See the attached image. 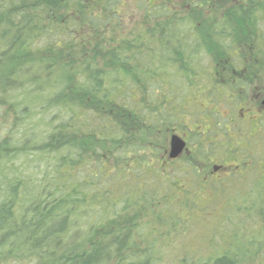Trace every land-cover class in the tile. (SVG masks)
I'll list each match as a JSON object with an SVG mask.
<instances>
[{"label": "trees", "instance_id": "1", "mask_svg": "<svg viewBox=\"0 0 264 264\" xmlns=\"http://www.w3.org/2000/svg\"><path fill=\"white\" fill-rule=\"evenodd\" d=\"M263 79L264 0H0V264H264Z\"/></svg>", "mask_w": 264, "mask_h": 264}, {"label": "rangeland", "instance_id": "2", "mask_svg": "<svg viewBox=\"0 0 264 264\" xmlns=\"http://www.w3.org/2000/svg\"><path fill=\"white\" fill-rule=\"evenodd\" d=\"M132 14V13H131ZM133 18H130V20L134 19V12H133ZM125 19V18H124ZM143 21V20H142ZM129 22V21H128ZM239 77V78H238ZM234 78L235 79H241V80H245V82H248L249 81V78L247 77L246 79H244L242 77V75H234ZM234 83H236V80H233ZM263 82H264V79L263 81L259 83L255 82V83H248L250 84V87L251 88H248L247 89V93H242V95L244 96V100L241 101L239 99H236L235 100H232L231 101V104L229 103H225V106H221L222 107V116H230V114H237V116H239V113H250V112H255L256 110V106L257 104H255V102H258L260 96L264 95L263 93ZM246 89H244L242 87V90L241 91H245ZM234 105V107L231 105ZM255 106V107H253ZM256 115H254V119L257 118V113L255 112ZM245 116V115H244ZM263 116V117H262ZM260 118H264V111L263 113L259 116ZM245 119H247V116H245ZM254 123V122H252ZM179 135V133L177 134ZM16 165H18V163H16ZM33 167V164L30 165ZM32 170L31 167H29L28 169V172ZM219 215H220V212L218 211H213L211 214L208 212L206 213L205 217H204V220L202 221V224L194 231V234H193V239L190 240V242H182V245H186V246H191V248H195V249H201V248H205L206 244L205 243H202L200 240H198L197 238H200L198 235H203L205 234V231L208 230V229H212L214 228L215 226H217V224L219 223ZM199 231V233L197 234L196 232ZM207 234V233H206ZM198 240V241H197ZM208 240V238H207ZM264 252V251H263Z\"/></svg>", "mask_w": 264, "mask_h": 264}, {"label": "flooded vegetation", "instance_id": "3", "mask_svg": "<svg viewBox=\"0 0 264 264\" xmlns=\"http://www.w3.org/2000/svg\"><path fill=\"white\" fill-rule=\"evenodd\" d=\"M201 6H202L201 4H195L194 5V7H201ZM263 99H264V95L260 96V98L258 100V103H257V106L256 107L253 106V107L256 108L255 112L257 113V118L254 119V117H253L254 115H256L255 112H250V113H245V114H243V113L240 112L238 118H242V119H244L245 121H248V122H254L257 125V123L261 119L259 116L264 111V104L262 103L263 102ZM244 115L247 116V119H245V116ZM174 136L177 137V138H179L180 140H182L183 143H184V147L182 148L181 153L179 154V155H181L182 152H183V150H184V148H185V146H186V141L182 137H180L179 135H177V134L171 135L170 139L172 137H174ZM169 146H170V141H169ZM231 167H232V165H229V164L228 165H226V164H223V165H220V164L219 165H214L213 166V172H216V173L223 172L224 175L227 176L228 175L227 171L230 172Z\"/></svg>", "mask_w": 264, "mask_h": 264}, {"label": "water", "instance_id": "4", "mask_svg": "<svg viewBox=\"0 0 264 264\" xmlns=\"http://www.w3.org/2000/svg\"><path fill=\"white\" fill-rule=\"evenodd\" d=\"M262 103L264 104V99H263ZM183 147H184V143L182 140H180L179 138H177L175 136L172 137L170 139V154H169V156L171 158L177 157L181 153V150Z\"/></svg>", "mask_w": 264, "mask_h": 264}]
</instances>
